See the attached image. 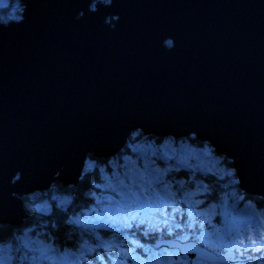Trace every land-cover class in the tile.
Masks as SVG:
<instances>
[{
  "label": "water",
  "instance_id": "95a60500",
  "mask_svg": "<svg viewBox=\"0 0 264 264\" xmlns=\"http://www.w3.org/2000/svg\"><path fill=\"white\" fill-rule=\"evenodd\" d=\"M80 2L33 0L25 24L0 32V176L22 167L43 183L64 165L74 179L79 154L143 124L214 137L264 187V0H116L75 22ZM107 11L121 13L116 32ZM7 191L0 215L18 219Z\"/></svg>",
  "mask_w": 264,
  "mask_h": 264
},
{
  "label": "clouds",
  "instance_id": "9594fccd",
  "mask_svg": "<svg viewBox=\"0 0 264 264\" xmlns=\"http://www.w3.org/2000/svg\"><path fill=\"white\" fill-rule=\"evenodd\" d=\"M116 0H81L80 22ZM33 0H0V32L25 24ZM121 13L102 24L116 32ZM164 53L177 47L163 35ZM112 150L89 147L74 179L65 166L34 182L15 167L0 187L25 215H0V264H264V187L237 154L198 130L128 125ZM23 185L21 190H14Z\"/></svg>",
  "mask_w": 264,
  "mask_h": 264
}]
</instances>
